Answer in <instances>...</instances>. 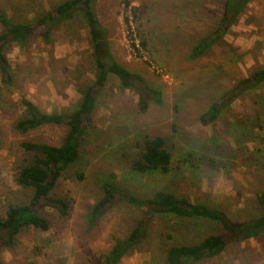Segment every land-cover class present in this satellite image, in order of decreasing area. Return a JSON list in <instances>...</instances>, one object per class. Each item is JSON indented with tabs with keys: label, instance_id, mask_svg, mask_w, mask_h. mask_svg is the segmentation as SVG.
I'll list each match as a JSON object with an SVG mask.
<instances>
[{
	"label": "rangeland",
	"instance_id": "rangeland-1",
	"mask_svg": "<svg viewBox=\"0 0 264 264\" xmlns=\"http://www.w3.org/2000/svg\"><path fill=\"white\" fill-rule=\"evenodd\" d=\"M58 1L0 0V9L14 20H29ZM128 1L126 6L124 0H94L93 10L106 29L113 60L160 88L164 103H149L140 112L136 87L122 89L110 76L99 95L93 131L86 136L80 159L57 183V194L69 200V213L61 217L43 207L50 228L23 232L12 248L0 249V264H103L113 242L124 238L142 216L149 217L117 194L108 210L90 220L92 205L102 196L106 181L138 197L167 188L194 202L220 207L237 222L254 220L264 212L258 200V193H264V130L257 129L254 113L260 106L264 112V83L235 89L224 98L239 79L264 66V0L244 4L235 21L216 36L212 32L220 23L224 0ZM127 16L132 17L134 36L124 20ZM209 33L210 44L194 55L196 41ZM90 43L86 24L75 16L56 25L49 41L37 36L26 49L15 44L7 47L14 78L9 85L1 82L0 213L9 203L26 202L31 194L14 181L17 168L30 159L19 143L56 145L67 131L65 124L43 125L24 134L16 131L13 125L24 113L21 99L31 100L45 112L67 110L79 98L78 84L94 79ZM220 97L229 102L220 118L199 121L200 110ZM173 125L177 142L184 145L178 147L175 160L192 152V165L174 162L172 171L162 176L132 172L128 158L137 150L124 142L144 129L152 135L172 134ZM200 157L215 159L216 166L196 162ZM76 172H82L83 178H77ZM220 230L217 222L208 219L152 215L146 239L120 264H165L167 243L160 238L162 234L166 237L171 232L172 242L182 243ZM196 264H264V228L229 241L220 254Z\"/></svg>",
	"mask_w": 264,
	"mask_h": 264
},
{
	"label": "trees",
	"instance_id": "trees-1",
	"mask_svg": "<svg viewBox=\"0 0 264 264\" xmlns=\"http://www.w3.org/2000/svg\"><path fill=\"white\" fill-rule=\"evenodd\" d=\"M126 6L129 1L124 0ZM250 0H224L223 13L218 28L212 32L215 36L219 30L232 24L241 7ZM94 0H60L46 12L36 14L32 19L14 20L0 9V94L1 82L13 83L14 74L11 70L6 49L9 44H15L20 50L26 49L34 37H41L44 41L51 38L52 29L65 21L73 20L75 16L81 18L86 24L91 39V58L94 62V79L87 84H78V100L67 110L62 112H45L31 100L22 98L20 104L24 113L15 121L13 127L20 133H27L43 125L65 124L66 134L59 144L23 140L19 147L30 159L22 163L14 175L15 183L22 189L31 191L26 202L9 203L4 212L0 213V249L12 248L17 238L26 230L36 229L47 231L50 221L41 212L43 207L54 209L61 217L69 213V200L57 194L58 180L72 167V163L79 161L82 147L85 145L87 134L91 132L93 113L98 108L99 95L110 76H114L122 89L133 85L139 92L138 111H146L148 104L162 105L164 93L160 88L147 84L143 76L129 70L124 65L113 60L106 38V29L101 25L99 18L93 10ZM128 23V17L124 18ZM196 41L192 53L202 52L211 40L210 35ZM133 48L138 50L135 42ZM140 45L145 47V41ZM264 83V66L254 69L248 76L238 80L235 88L224 94L225 97L238 88L253 89ZM241 92V90L236 91ZM145 95V96H144ZM254 104L259 100L254 99ZM228 101L222 98L210 102L198 113V120L204 123L215 122L223 114ZM262 107V106H260ZM255 110V124L257 129L264 130L263 109ZM263 114V115H262ZM173 133H153L143 130L138 135L128 139L127 143L137 151L135 156L128 158V168L137 174L166 175L175 167L174 162L181 166L192 165V152H188L183 159L175 160V153L180 147L176 140L175 125ZM93 131V130H92ZM180 148H184V145ZM126 156V155H125ZM190 158V159H189ZM196 159V158H195ZM77 161V162H78ZM196 162L216 166L215 159L198 158ZM76 164V163H75ZM179 164L177 167H179ZM74 165V164H73ZM195 168V167H194ZM77 178H83L82 172H76ZM103 194L93 203L90 210V220L95 221L108 210L116 201L117 194L134 204L141 211L149 214L136 221L129 233L122 239H116L109 251L103 257V264H120L123 257L137 248L147 237L149 220L152 215L170 214L178 218H199L217 222L221 230L207 234L194 242L173 243V233L161 235L167 243L164 246L165 264H196L220 254L229 241L242 240L252 236L257 230L264 228V212L258 218L245 222H237L225 214L220 207L192 201L189 196L179 195L167 188L154 190L149 196L138 197L127 195L113 182L102 183ZM259 202L264 205V193H258Z\"/></svg>",
	"mask_w": 264,
	"mask_h": 264
},
{
	"label": "built area",
	"instance_id": "built-area-1",
	"mask_svg": "<svg viewBox=\"0 0 264 264\" xmlns=\"http://www.w3.org/2000/svg\"><path fill=\"white\" fill-rule=\"evenodd\" d=\"M128 17V26L130 27V32H131V35H133V32H134V27H132L131 23H132V17L131 16H127ZM134 36V35H133ZM136 41V40H135ZM134 41V42H135Z\"/></svg>",
	"mask_w": 264,
	"mask_h": 264
}]
</instances>
